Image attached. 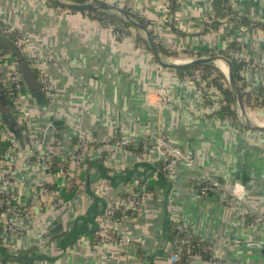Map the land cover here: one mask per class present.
<instances>
[{"label": "crops", "instance_id": "0c3cea01", "mask_svg": "<svg viewBox=\"0 0 264 264\" xmlns=\"http://www.w3.org/2000/svg\"><path fill=\"white\" fill-rule=\"evenodd\" d=\"M98 1L143 18L165 54L159 52L157 61L137 43L135 34L147 38L145 32L132 28L133 37L117 40L111 28L80 10L59 11L47 0H0V24L31 38L26 58L49 84V91L32 92L25 81L33 134L43 141L53 122L63 125L62 145L44 146L45 157L73 165L77 134L91 144L73 198L60 209L33 206L40 189L56 182V168L30 157L25 127L0 88V139L9 144L0 149V164L10 171L14 205L31 213L18 221L22 236L9 234L0 204V254L18 256V264H173L174 227L182 223L193 239L214 248L221 264H264V131L252 128L264 127V109L253 107L251 99L261 102L264 95V0H232L223 19L216 17L222 0H177L172 10L168 0ZM202 49L238 65L243 102L250 106L244 102L243 116L237 105V125L219 115L223 101L214 107L198 84L183 80L173 67L195 61L194 53ZM5 54L8 70L17 62ZM207 58L213 57L199 59ZM215 66L227 78L228 63L219 60ZM148 132L170 138L193 156L194 167L178 164L165 174L153 150L142 158L134 147L119 156L110 153L117 137L138 144ZM203 175L229 189L244 187V200L201 196ZM138 185L154 192V200L112 225L136 239L128 256L113 245L95 246L106 208ZM253 214L262 218L256 227ZM204 255L193 264H211Z\"/></svg>", "mask_w": 264, "mask_h": 264}, {"label": "built area", "instance_id": "2783aa9c", "mask_svg": "<svg viewBox=\"0 0 264 264\" xmlns=\"http://www.w3.org/2000/svg\"><path fill=\"white\" fill-rule=\"evenodd\" d=\"M73 4H82V0H74ZM93 0H88L87 4H91ZM232 0H228V7ZM59 11H68L62 7H58ZM105 26L112 29L113 34L117 40H123L125 37H133L125 33H121L116 25L111 24L109 20L101 21ZM132 32L134 30L132 29ZM0 34L11 38L21 49L26 53L32 48L33 42L31 38L18 30L15 26L4 22L0 24ZM5 53H0V84L5 88L11 98L13 104V111L19 123L25 127L26 136L30 146V157L36 158L38 162H45V166L49 169L55 167V178L56 182L51 185L43 186L39 193L33 198L32 205L37 207L41 203L47 204L50 208H62L66 205V200L63 198L62 192L68 183L74 186L81 184V171L84 168L85 160L88 158L90 152V141L81 133L77 134V150L75 154V161L73 165H70L65 160H61L57 163L54 162V158L45 157L43 148V141L37 138L32 131L31 116L26 106V95L24 89L26 88L25 80L18 72L17 64L9 67L7 70L5 67ZM195 60H198L197 52L194 53ZM31 65L32 60L27 59ZM193 62V61H192ZM42 89L49 91V84L42 77H38ZM183 80L198 84L204 93L211 100V104L216 107L223 101V95L217 91L216 88L212 87L209 80L204 78L203 70H198L192 75H185ZM227 80L229 82L228 76ZM149 92H147V96ZM8 140H12L13 134L10 132L6 133ZM139 150L137 158H142L147 155L151 150L156 152L160 162L163 163L162 171L167 174L174 170L178 164H183L186 167H194V158L188 152H185L180 147L176 146L170 138L164 135H154L147 133L145 138L140 142L136 143L131 138L117 137L114 144L111 147L110 153L113 156H119L120 154L130 151L132 148ZM7 157V156H6ZM10 171L0 164V204L4 213V230L9 234L22 236L25 233V229L19 226L18 221L22 218L30 217L31 213L28 211H22L15 206L16 196L10 189ZM58 181V182H57ZM200 186L198 188L199 194L203 197L211 195L218 196L220 200L225 201L234 198L236 203H240L245 198V189L242 186L235 188H228L224 186L219 180L211 178L208 175H203L200 180ZM135 192H130L126 196L120 198L117 202L109 205L104 214L101 216L98 222V228L94 234L93 244L97 247L102 246H116L123 255L128 256V250L136 244V239L126 234L120 233L118 230L113 228V222L119 221L133 213H137L142 209L147 208L149 204L154 200L155 194L151 190H148L144 186H137ZM262 221L260 215L256 216L253 214L252 227H256L257 224ZM176 223V222H175ZM177 227V245L179 253L173 256V262L180 260V252L183 247H189L190 253H192L186 264H193L196 257H200L203 254H207L210 257L211 264H221L220 260L215 256V250L212 246L207 245L195 249V246L191 241L190 230L182 223H176ZM0 264H18V263H3Z\"/></svg>", "mask_w": 264, "mask_h": 264}, {"label": "trees", "instance_id": "16d2710c", "mask_svg": "<svg viewBox=\"0 0 264 264\" xmlns=\"http://www.w3.org/2000/svg\"><path fill=\"white\" fill-rule=\"evenodd\" d=\"M73 3L76 2L74 0H71ZM171 4V10L175 9V7L177 6V0H168ZM47 2L53 6V7H59L58 4H56L54 1L52 0H47ZM228 0H222V7L221 10L217 13L219 16L216 15V17L218 19H223L226 17L225 15V11H228L226 8V4H227ZM82 4H87L88 0H82L81 2ZM92 3L94 4H98V5H102V6H107V4L103 3V2H99L98 0H93ZM125 12H127L132 19H134L135 21H137L139 24L145 26L146 28H148V25L146 23V21L141 18L139 15H137L136 13H133L132 11L128 10V9H123ZM71 11H77L76 9H73ZM79 11V10H78ZM80 12H82L83 14H86L88 16H93L94 19L97 20H109V22H111V24L116 25L118 27V30L121 33H125L127 35H131L132 32V26L126 22V20L119 14L117 13H109V12H104V11H85V10H80ZM215 19H213V24L212 27L216 25V21H214ZM243 23L245 25H249L250 22L248 21H243ZM151 37L153 38L154 43L156 44L159 52H161L162 54H165L164 49L161 47V45L158 43V41L156 40L154 34L152 31H149ZM136 37V41L139 45H143L146 49H148L149 51H151L150 45L148 43L147 38L143 37L139 32L137 33V35L135 34ZM120 40V39H119ZM2 53H7V52H2ZM151 53L153 54V52L151 51ZM154 55V54H153ZM194 56V55H193ZM197 56L198 58L201 57H206V56H212V57H216V56H223L225 58H229L227 55L225 54H216L214 52H209V50H197ZM155 59L158 61L159 59L157 58V56H155ZM233 65H234V75H235V79L237 81V84L239 86L240 89V93H241V97L242 100H244V96L245 94L243 93V89L240 86V76L238 75V65L236 64L235 61H233ZM175 70H177V72L180 73L181 78H184L185 75H192L195 72H197L198 70H203L204 72V78L206 79H210L209 82L211 85L218 87L223 96V106L221 108V110L219 111V115L221 116V118H230L232 119L233 123H235V125H237L236 123L239 120V117L237 115V97L235 92L231 89V87L229 86V82L226 78V76L213 64H204L201 66H188V67H174ZM225 85V86H224ZM0 88L3 89V91L5 92V94L7 95L8 91L3 88L0 84ZM8 96L9 93H8ZM255 100V105H253V107H261L264 109V95L262 97V101L258 102V98H251ZM248 106H250L248 101H244ZM9 147V144L7 142H3L0 139V149L1 151H6ZM55 162L57 161V158H55L54 160ZM163 165V163H162ZM77 190V187L72 185L71 183H68V185L65 187V189L63 190L62 194L64 193V198L65 200L70 201L73 196L75 195ZM174 232H175V240L177 241V227H174ZM192 244L195 246L196 250H199L202 247H205L207 245L197 242L195 239H193V237L191 238ZM176 243V242H175ZM189 247H183L182 251L180 252V260L173 262V264H186V259H188V257L192 254L189 251ZM179 253V248L177 243L175 244V252L174 255ZM204 257L206 259H208V261H210V257L209 255L205 254ZM0 262L3 263H8L9 261L3 259L0 260Z\"/></svg>", "mask_w": 264, "mask_h": 264}, {"label": "water", "instance_id": "95a60500", "mask_svg": "<svg viewBox=\"0 0 264 264\" xmlns=\"http://www.w3.org/2000/svg\"><path fill=\"white\" fill-rule=\"evenodd\" d=\"M54 1L56 4H58L60 7L65 8V9H76V10H85V11H104V12H115L119 15H121L126 22H128L132 28L136 29V30H141L143 32H145L148 43L150 45V48L152 50V52L154 53L155 56L159 57V50L156 46V44L153 41V38L150 35V32L148 30V28H146L145 26L139 24L137 21H135L134 19L131 18V16L125 12L122 8H119L117 6H102V5H98V4H70V3H66L62 0H52ZM2 52H7L8 54H10L11 56H13V58L15 59V61L17 62V69L18 72L20 74H22L24 80L27 82L29 88L31 89L32 92H40L42 91V85L40 84L39 78L37 76L36 71L32 68V66L29 64V62L27 61L26 55L25 53L22 51V49L9 37H6L4 35L0 34V53ZM219 60H223L226 61L229 65V73H228V79H229V83L230 86L232 88V90L235 92L236 97H237V105L239 106V109L242 112L243 116H246V107L245 104L242 100L241 97V93H240V89L239 86L237 84V81L235 79V75H234V66L233 63L229 60H226L222 57H213V58H207V59H198L195 60L193 62H191L188 65H183V66H179V65H173V67H188V66H201L204 64H214L216 61ZM5 123L7 126H10V120L7 117V115H5L3 117ZM62 124L61 122H53L48 129L45 132L44 138H43V144L44 146H61L62 145V139L63 137L61 136V134L59 133V131L62 128ZM249 126V125H248ZM255 130L258 131H264V127H252ZM60 222V219H59ZM57 232L58 230L61 229V225L58 224L57 225ZM56 230H52L50 233H54ZM5 258L9 261L15 262V263H20L21 259L18 256H11V255H1L0 254V259Z\"/></svg>", "mask_w": 264, "mask_h": 264}, {"label": "rangeland", "instance_id": "374dc122", "mask_svg": "<svg viewBox=\"0 0 264 264\" xmlns=\"http://www.w3.org/2000/svg\"><path fill=\"white\" fill-rule=\"evenodd\" d=\"M64 2H66V3H70V4H73V2L71 1V0H64ZM135 32H133V34H134Z\"/></svg>", "mask_w": 264, "mask_h": 264}, {"label": "bare ground", "instance_id": "6f19581e", "mask_svg": "<svg viewBox=\"0 0 264 264\" xmlns=\"http://www.w3.org/2000/svg\"><path fill=\"white\" fill-rule=\"evenodd\" d=\"M220 67L225 71L226 69H225V67H223V65H220Z\"/></svg>", "mask_w": 264, "mask_h": 264}]
</instances>
